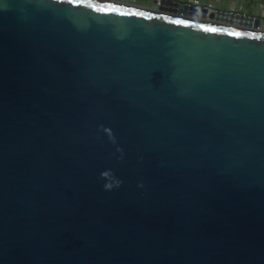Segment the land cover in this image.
<instances>
[{
    "label": "water",
    "instance_id": "95a60500",
    "mask_svg": "<svg viewBox=\"0 0 264 264\" xmlns=\"http://www.w3.org/2000/svg\"><path fill=\"white\" fill-rule=\"evenodd\" d=\"M164 4L0 0V264H264V30Z\"/></svg>",
    "mask_w": 264,
    "mask_h": 264
},
{
    "label": "rangeland",
    "instance_id": "374dc122",
    "mask_svg": "<svg viewBox=\"0 0 264 264\" xmlns=\"http://www.w3.org/2000/svg\"><path fill=\"white\" fill-rule=\"evenodd\" d=\"M129 5L143 7L147 9L160 8L157 2H167V4H189L199 7H211L213 11L228 12L234 14H244L260 22L264 30V0H125ZM164 4L163 7H167Z\"/></svg>",
    "mask_w": 264,
    "mask_h": 264
},
{
    "label": "clouds",
    "instance_id": "9594fccd",
    "mask_svg": "<svg viewBox=\"0 0 264 264\" xmlns=\"http://www.w3.org/2000/svg\"><path fill=\"white\" fill-rule=\"evenodd\" d=\"M105 187H106V188H110L111 186H110V185H106Z\"/></svg>",
    "mask_w": 264,
    "mask_h": 264
},
{
    "label": "crops",
    "instance_id": "0c3cea01",
    "mask_svg": "<svg viewBox=\"0 0 264 264\" xmlns=\"http://www.w3.org/2000/svg\"><path fill=\"white\" fill-rule=\"evenodd\" d=\"M120 1L124 2L125 0H120Z\"/></svg>",
    "mask_w": 264,
    "mask_h": 264
},
{
    "label": "built area",
    "instance_id": "2783aa9c",
    "mask_svg": "<svg viewBox=\"0 0 264 264\" xmlns=\"http://www.w3.org/2000/svg\"><path fill=\"white\" fill-rule=\"evenodd\" d=\"M209 9H211V7H208Z\"/></svg>",
    "mask_w": 264,
    "mask_h": 264
},
{
    "label": "flooded vegetation",
    "instance_id": "af4514ba",
    "mask_svg": "<svg viewBox=\"0 0 264 264\" xmlns=\"http://www.w3.org/2000/svg\"><path fill=\"white\" fill-rule=\"evenodd\" d=\"M118 1H120V0H118ZM122 2V1H121Z\"/></svg>",
    "mask_w": 264,
    "mask_h": 264
}]
</instances>
